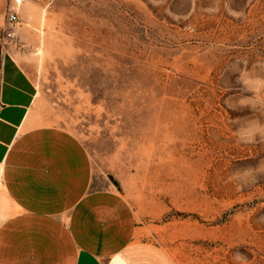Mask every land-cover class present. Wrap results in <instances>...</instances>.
Masks as SVG:
<instances>
[{"label":"rangeland","instance_id":"1","mask_svg":"<svg viewBox=\"0 0 264 264\" xmlns=\"http://www.w3.org/2000/svg\"><path fill=\"white\" fill-rule=\"evenodd\" d=\"M14 5V0H8ZM31 116L179 264H264V0H21Z\"/></svg>","mask_w":264,"mask_h":264},{"label":"crops","instance_id":"2","mask_svg":"<svg viewBox=\"0 0 264 264\" xmlns=\"http://www.w3.org/2000/svg\"><path fill=\"white\" fill-rule=\"evenodd\" d=\"M10 7L0 0V264H179L144 238L116 189L95 184L76 134L32 118L35 86Z\"/></svg>","mask_w":264,"mask_h":264},{"label":"built area","instance_id":"3","mask_svg":"<svg viewBox=\"0 0 264 264\" xmlns=\"http://www.w3.org/2000/svg\"><path fill=\"white\" fill-rule=\"evenodd\" d=\"M14 3H15V7H18L20 4H21V0H14ZM10 14H9V23L10 25L12 26H16L18 23H19V16H18V12H17V9L16 8H12L10 7V10H9ZM7 37H11V33H7L6 34ZM1 168H0V176H1Z\"/></svg>","mask_w":264,"mask_h":264}]
</instances>
